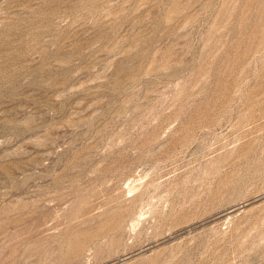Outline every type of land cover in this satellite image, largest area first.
<instances>
[{"label":"rangeland","instance_id":"1","mask_svg":"<svg viewBox=\"0 0 264 264\" xmlns=\"http://www.w3.org/2000/svg\"><path fill=\"white\" fill-rule=\"evenodd\" d=\"M0 264H264V0H0Z\"/></svg>","mask_w":264,"mask_h":264}]
</instances>
